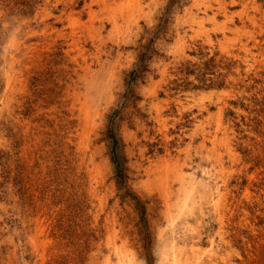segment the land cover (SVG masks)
Wrapping results in <instances>:
<instances>
[{
	"label": "rangeland",
	"instance_id": "374dc122",
	"mask_svg": "<svg viewBox=\"0 0 264 264\" xmlns=\"http://www.w3.org/2000/svg\"><path fill=\"white\" fill-rule=\"evenodd\" d=\"M0 264H264V0H0Z\"/></svg>",
	"mask_w": 264,
	"mask_h": 264
},
{
	"label": "trees",
	"instance_id": "16d2710c",
	"mask_svg": "<svg viewBox=\"0 0 264 264\" xmlns=\"http://www.w3.org/2000/svg\"><path fill=\"white\" fill-rule=\"evenodd\" d=\"M143 63H144V54L141 55L136 68L129 74L128 82H127L128 86L131 85V83L136 79V77L145 69ZM128 94H131L130 89L128 91ZM113 118H114L113 116L110 117L105 136L108 142L111 160L114 165L115 177L117 183L119 186H122L124 185V182L127 178L126 158L122 153V142L114 127ZM137 201H138V207H140L141 205L140 201L139 200Z\"/></svg>",
	"mask_w": 264,
	"mask_h": 264
}]
</instances>
